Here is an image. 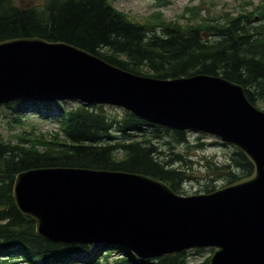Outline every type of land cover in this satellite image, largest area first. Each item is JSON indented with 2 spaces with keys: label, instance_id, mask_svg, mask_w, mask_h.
I'll list each match as a JSON object with an SVG mask.
<instances>
[{
  "label": "water",
  "instance_id": "obj_1",
  "mask_svg": "<svg viewBox=\"0 0 264 264\" xmlns=\"http://www.w3.org/2000/svg\"><path fill=\"white\" fill-rule=\"evenodd\" d=\"M19 99L118 106L153 124L216 136L253 164L247 177L186 196L141 173L23 170L12 197L37 234L54 243H120L144 258L212 247L209 264H264V111L242 85L205 73L136 74L70 44L25 37L0 41V105Z\"/></svg>",
  "mask_w": 264,
  "mask_h": 264
},
{
  "label": "trees",
  "instance_id": "obj_2",
  "mask_svg": "<svg viewBox=\"0 0 264 264\" xmlns=\"http://www.w3.org/2000/svg\"><path fill=\"white\" fill-rule=\"evenodd\" d=\"M256 15L258 21L251 25L250 17ZM152 25L155 22L150 19L140 22L116 9L111 0H43L39 6L0 0V41L38 37L64 42L120 69L161 79L197 73L220 75L242 85L252 104L264 100L263 8L256 5L245 15L214 16L185 25L163 20L156 25L158 31ZM20 104L31 107V115L39 119L58 120L59 129L50 136L56 143L42 150L23 144L36 138L31 136L40 138L43 134L24 133L11 143L0 133V264L18 260L48 264L89 253L86 244L54 243L36 233L34 222L21 214L13 201V181L20 171L77 167L141 173L165 181L178 193L181 184L192 178L180 166L187 159L174 152L173 146H166L167 153L157 149L162 130L172 134L174 141L183 131L151 125L127 111L120 118L107 116L101 105L65 109V102L52 106L34 100L6 104L14 122L21 119V112L16 111ZM53 108L57 113H52ZM146 128L151 134L144 133ZM138 135L141 137H134ZM168 143L164 140L162 145ZM164 154L168 155L162 157ZM210 169L217 174L211 184L206 183L205 192L214 189L216 180L231 183L250 175L253 165L242 151L233 148L224 161L215 162ZM105 245L106 252L120 249L124 253L113 260L114 264H208L207 257L191 260L187 251L137 258L122 246ZM103 261L109 264L107 254L90 264Z\"/></svg>",
  "mask_w": 264,
  "mask_h": 264
},
{
  "label": "rangeland",
  "instance_id": "obj_3",
  "mask_svg": "<svg viewBox=\"0 0 264 264\" xmlns=\"http://www.w3.org/2000/svg\"><path fill=\"white\" fill-rule=\"evenodd\" d=\"M17 5L20 6H39L43 0H14ZM165 4L158 6V0H111L112 5L120 10L128 14L131 18L143 22L145 19H150L155 22V25H152L158 31V26L160 21H177L178 23L185 25L186 23H196V21L204 19V18H212L214 16L222 17L223 19L227 18V16H235L238 13H242L245 15L250 11L255 5H259L260 8L264 9V0H167ZM251 1L252 3H249ZM157 12V14L155 13ZM227 13V14H226ZM255 14V12H253ZM250 24L255 25L258 21V17L253 16L250 17ZM47 102V104L54 105L55 102ZM65 102V109H74L77 106L81 105V103L73 100H63ZM11 101L0 105V133L1 136L11 142L15 143L17 138L24 133L33 132L34 135L43 134L40 138L38 136H31L34 139H30L28 143L23 144L24 146H31V148H35L37 150H42L47 146L53 145L56 142H53L50 138L51 134L55 131H58V120L50 119L43 120L39 119V117L32 114V108L28 107L26 104H20L16 107V111L21 112V119L19 122L12 121L13 112L11 109H8L5 104H9ZM103 107L107 116H113L116 118H120L123 116V110L117 106H110L105 104H99ZM254 106L264 111V100L256 101ZM52 113L55 114L57 111L53 108ZM150 123V122H149ZM157 127H165L159 124H153ZM150 128H146V134H150ZM113 133V131H112ZM139 133H143L139 132ZM140 138L141 135L134 136ZM172 137V134L169 132L166 133L162 130L161 137L157 140V149L164 151V153L168 152V148L166 146H173V151L182 154L187 160L181 164V162H176L175 165H180L182 168L186 170V173L190 174L192 178L188 179V181L181 184V192L178 193L175 190V193L178 195H191L194 193H203L204 186L206 185V180H204L205 172H208L211 165L216 163H220L226 159V157L232 151V147L226 144H222L219 139L204 135L200 136L197 133H191L183 131L182 135H177ZM180 138L179 141L177 139ZM52 141L50 143L49 141ZM164 140H168V144L162 145ZM177 141V142H176ZM19 142V141H17ZM21 142V141H20ZM22 144V143H21ZM198 145V146H197ZM168 154L161 155L162 157H166ZM168 157V156H167ZM253 165V164H252ZM17 175V174H16ZM15 175V177H16ZM14 177V180H15ZM205 183V184H204ZM214 188L220 187L222 185L227 184L224 180H216ZM14 184V181H13ZM13 190V187H12ZM89 246V253H79L75 254L70 258H64L60 262L55 261L53 263L48 264H90L93 260L100 258L102 255L107 254L109 264H114L113 260L119 255L124 254L120 249L113 250L111 252H106L108 246L102 245V242L99 243H86ZM125 250L127 248L123 247ZM209 248H197L190 247L185 250L188 253H191L189 256L193 261H201L203 258H206L211 254V249ZM202 251H198V250ZM11 250V249H9ZM128 252L138 256L135 252L127 249ZM106 252V253H105ZM122 256V255H121ZM91 261V262H90ZM14 263V262H13ZM9 263V264H13ZM18 264L20 262H17ZM37 264H41L37 262ZM101 264H105L103 261Z\"/></svg>",
  "mask_w": 264,
  "mask_h": 264
},
{
  "label": "bare ground",
  "instance_id": "obj_4",
  "mask_svg": "<svg viewBox=\"0 0 264 264\" xmlns=\"http://www.w3.org/2000/svg\"><path fill=\"white\" fill-rule=\"evenodd\" d=\"M211 173H214V174H212L211 175ZM216 172L214 171V172H211V171H208V172H205V174H204V180H206V183H208V184H211L212 183V179L214 178V177H216ZM212 176H214V177H212ZM205 184V183H204ZM204 190H205V188H204ZM210 192V191H209ZM208 191L207 192H205V193H209Z\"/></svg>",
  "mask_w": 264,
  "mask_h": 264
}]
</instances>
